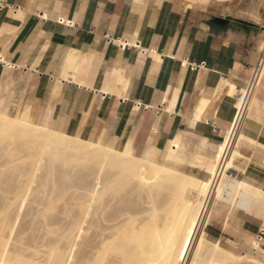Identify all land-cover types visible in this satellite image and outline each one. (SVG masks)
<instances>
[{
	"label": "crops",
	"instance_id": "0c3cea01",
	"mask_svg": "<svg viewBox=\"0 0 264 264\" xmlns=\"http://www.w3.org/2000/svg\"><path fill=\"white\" fill-rule=\"evenodd\" d=\"M260 1L0 0V47L14 65L3 66L1 91L8 90L12 112L31 106L36 120L99 142L124 133L134 154L152 148L158 163L174 134L190 151L219 152L201 138L226 146L227 132L236 129L220 108L234 100L229 84L245 88L256 64L264 38ZM43 12L47 18L37 17ZM253 96L237 131L264 144V83ZM202 97L208 104L195 119ZM232 144L246 157L264 155L245 138L234 137ZM206 230L264 237L260 220L240 212L226 227L214 219ZM236 249L253 253L240 241Z\"/></svg>",
	"mask_w": 264,
	"mask_h": 264
},
{
	"label": "bare ground",
	"instance_id": "6f19581e",
	"mask_svg": "<svg viewBox=\"0 0 264 264\" xmlns=\"http://www.w3.org/2000/svg\"><path fill=\"white\" fill-rule=\"evenodd\" d=\"M3 66L14 65L0 47V77ZM259 82L264 58L249 88L229 84L234 100L222 102L220 111L235 120L236 129L227 132L226 146L201 138L219 152L190 151L174 134L164 163L154 160L152 148L134 154L124 133L99 142L36 120L31 106L12 112L0 85V264H264V237L236 238L231 231L212 236L206 230L214 219L226 227L236 212L264 228V155L246 157L232 144L241 137L264 148L237 131ZM207 104L202 97L195 119ZM58 201L59 209L50 212ZM24 217L36 218L28 235L19 225ZM239 241L253 253L238 252Z\"/></svg>",
	"mask_w": 264,
	"mask_h": 264
},
{
	"label": "rangeland",
	"instance_id": "374dc122",
	"mask_svg": "<svg viewBox=\"0 0 264 264\" xmlns=\"http://www.w3.org/2000/svg\"><path fill=\"white\" fill-rule=\"evenodd\" d=\"M264 3V0H261L260 1V4H259V6H258V17L257 18H259L261 21H259V22H262V21H264L263 20V17H264V10H262L261 9V7L264 5L263 4ZM258 19V20H259ZM2 96H4L5 98H6V103L8 102V90L7 91H2ZM9 103V102H8ZM227 173H233L232 171H227ZM45 179V178H44ZM46 180H48V178H46ZM49 180H50V182H51V179L49 178ZM48 180V181H49ZM61 201H58V204H57V206H56V208L55 209H51L50 210V212H54V211H57L58 209H59V205H61ZM26 217H24V218H22L21 220H23V221H20V224L19 225H21V226H24L25 228H27L26 230H25V233H24V235H28V234H30L29 232H31V231H29L31 228H32V226L31 225H33L35 222H36V218L35 219H33L32 220V218L31 217H27L26 219H25ZM29 218H31V219H29ZM35 221V222H34ZM27 223V224H25V223ZM31 222H33V224L31 223ZM31 223V224H30ZM28 226H30V227H28ZM29 229V230H28ZM28 230V231H27ZM238 252H241V251H238Z\"/></svg>",
	"mask_w": 264,
	"mask_h": 264
},
{
	"label": "built area",
	"instance_id": "2783aa9c",
	"mask_svg": "<svg viewBox=\"0 0 264 264\" xmlns=\"http://www.w3.org/2000/svg\"><path fill=\"white\" fill-rule=\"evenodd\" d=\"M262 43H263V46H262L261 49L259 48V55H258V58H257L256 64H255V66L252 68L251 75H250V77H249L248 83H247V85H246L245 88H249V86L252 84V82H253V80H254V78H255V75H256V73L258 72L259 66H260V64H261L262 61H263V58H264V38H263L261 44H262ZM242 111H243V107H242V108L240 109V111L238 112L237 120H239Z\"/></svg>",
	"mask_w": 264,
	"mask_h": 264
},
{
	"label": "water",
	"instance_id": "95a60500",
	"mask_svg": "<svg viewBox=\"0 0 264 264\" xmlns=\"http://www.w3.org/2000/svg\"><path fill=\"white\" fill-rule=\"evenodd\" d=\"M228 19H231L233 21H237L239 24H243L245 26H252L254 28L256 27V25H254L253 23H250V22H247V21H244V20L235 19V18H233L231 16H227L226 20H228Z\"/></svg>",
	"mask_w": 264,
	"mask_h": 264
}]
</instances>
